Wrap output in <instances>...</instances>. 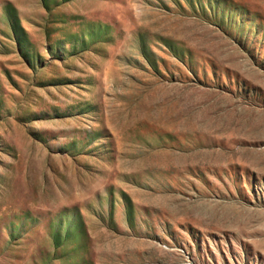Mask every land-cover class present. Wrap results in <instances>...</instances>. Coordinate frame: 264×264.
<instances>
[{
  "label": "rangeland",
  "instance_id": "obj_1",
  "mask_svg": "<svg viewBox=\"0 0 264 264\" xmlns=\"http://www.w3.org/2000/svg\"><path fill=\"white\" fill-rule=\"evenodd\" d=\"M0 264H264V0H0Z\"/></svg>",
  "mask_w": 264,
  "mask_h": 264
},
{
  "label": "trees",
  "instance_id": "obj_2",
  "mask_svg": "<svg viewBox=\"0 0 264 264\" xmlns=\"http://www.w3.org/2000/svg\"><path fill=\"white\" fill-rule=\"evenodd\" d=\"M11 19H9V25L12 28V23H10ZM14 32V31H13ZM14 37V36H13Z\"/></svg>",
  "mask_w": 264,
  "mask_h": 264
}]
</instances>
